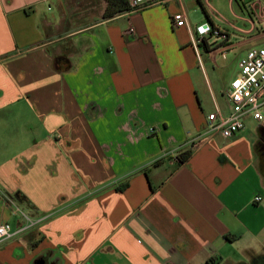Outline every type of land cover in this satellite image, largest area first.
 <instances>
[{
  "label": "crops",
  "instance_id": "obj_1",
  "mask_svg": "<svg viewBox=\"0 0 264 264\" xmlns=\"http://www.w3.org/2000/svg\"><path fill=\"white\" fill-rule=\"evenodd\" d=\"M105 4L0 0V264H264L263 130L205 133L264 0ZM177 11L226 37L198 58Z\"/></svg>",
  "mask_w": 264,
  "mask_h": 264
},
{
  "label": "built area",
  "instance_id": "obj_2",
  "mask_svg": "<svg viewBox=\"0 0 264 264\" xmlns=\"http://www.w3.org/2000/svg\"><path fill=\"white\" fill-rule=\"evenodd\" d=\"M164 1L145 0L139 2L138 0H128L129 10L127 12ZM170 22L174 27H186L190 42L198 58L200 57V45L205 36L213 34L226 37V34L208 21L191 26L184 11H177L172 14ZM227 95L231 109L226 115H221L218 112H211L207 115L205 131L207 135L218 133L224 138H229L245 126L246 117L256 121L259 128L264 130V46L248 49L239 59V73L230 81ZM253 199L259 202L262 198L257 195ZM6 200L12 206L13 214H20L25 220L23 224L19 225L18 232L33 224L12 197L6 196ZM12 234L13 231L8 222L0 224V242Z\"/></svg>",
  "mask_w": 264,
  "mask_h": 264
},
{
  "label": "trees",
  "instance_id": "obj_3",
  "mask_svg": "<svg viewBox=\"0 0 264 264\" xmlns=\"http://www.w3.org/2000/svg\"><path fill=\"white\" fill-rule=\"evenodd\" d=\"M105 8L103 12V17L108 18V17H113L117 14L126 12L129 10L128 7V1L127 0H105ZM59 58L55 59V63H58ZM190 155V151H186L179 156V160L182 162L184 161L188 156ZM15 197L19 198V194L16 193L14 194ZM255 260L251 262V264H254Z\"/></svg>",
  "mask_w": 264,
  "mask_h": 264
},
{
  "label": "flooded vegetation",
  "instance_id": "obj_4",
  "mask_svg": "<svg viewBox=\"0 0 264 264\" xmlns=\"http://www.w3.org/2000/svg\"><path fill=\"white\" fill-rule=\"evenodd\" d=\"M259 153H260V164H261V168L264 171V130L262 132L261 135V139L259 141ZM254 264H260V260H255ZM263 264V263H262Z\"/></svg>",
  "mask_w": 264,
  "mask_h": 264
},
{
  "label": "rangeland",
  "instance_id": "obj_5",
  "mask_svg": "<svg viewBox=\"0 0 264 264\" xmlns=\"http://www.w3.org/2000/svg\"><path fill=\"white\" fill-rule=\"evenodd\" d=\"M263 111H264V109H263ZM244 121H245V126H246L247 128H249L248 130L253 131L254 134L257 136L256 131H257V129L259 128L258 123H257L256 121L252 120V119L249 118V117H246ZM243 257H245V255H242V256H241V258H243Z\"/></svg>",
  "mask_w": 264,
  "mask_h": 264
},
{
  "label": "water",
  "instance_id": "obj_6",
  "mask_svg": "<svg viewBox=\"0 0 264 264\" xmlns=\"http://www.w3.org/2000/svg\"><path fill=\"white\" fill-rule=\"evenodd\" d=\"M260 131L262 132V129Z\"/></svg>",
  "mask_w": 264,
  "mask_h": 264
}]
</instances>
